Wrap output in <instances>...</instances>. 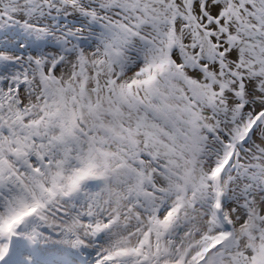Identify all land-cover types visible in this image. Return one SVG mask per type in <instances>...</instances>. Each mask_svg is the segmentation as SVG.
<instances>
[{"label": "snow or ice", "instance_id": "obj_1", "mask_svg": "<svg viewBox=\"0 0 264 264\" xmlns=\"http://www.w3.org/2000/svg\"><path fill=\"white\" fill-rule=\"evenodd\" d=\"M0 264H264V0H0Z\"/></svg>", "mask_w": 264, "mask_h": 264}]
</instances>
